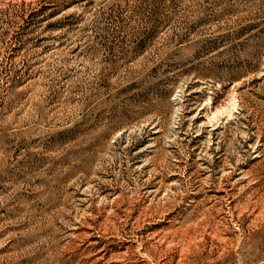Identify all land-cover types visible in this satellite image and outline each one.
Listing matches in <instances>:
<instances>
[{"label":"rangeland","instance_id":"obj_1","mask_svg":"<svg viewBox=\"0 0 264 264\" xmlns=\"http://www.w3.org/2000/svg\"><path fill=\"white\" fill-rule=\"evenodd\" d=\"M0 264H264V0H0Z\"/></svg>","mask_w":264,"mask_h":264}]
</instances>
